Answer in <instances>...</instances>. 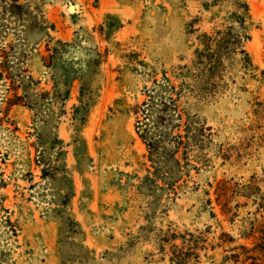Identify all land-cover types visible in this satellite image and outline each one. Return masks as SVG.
Masks as SVG:
<instances>
[{"label":"rangeland","instance_id":"374dc122","mask_svg":"<svg viewBox=\"0 0 264 264\" xmlns=\"http://www.w3.org/2000/svg\"><path fill=\"white\" fill-rule=\"evenodd\" d=\"M57 40L96 61L66 99ZM147 120L190 125L179 168L153 173ZM0 264H264V0H0Z\"/></svg>","mask_w":264,"mask_h":264},{"label":"trees","instance_id":"16d2710c","mask_svg":"<svg viewBox=\"0 0 264 264\" xmlns=\"http://www.w3.org/2000/svg\"><path fill=\"white\" fill-rule=\"evenodd\" d=\"M15 7V6H13ZM16 8V7H15ZM234 14V13H233ZM249 17L248 14V7L245 3L237 6L234 14V18L239 23H244L246 19ZM239 39L240 36H236ZM243 38V37H242ZM247 39L248 37H244ZM235 41V40H234ZM237 44L238 42H234ZM56 45L52 46L50 49L47 47V49L50 51L48 59L46 61V66L50 69L54 70L55 68L59 70L61 73L62 79L60 82L64 85H66V89L63 92L62 97L66 99L69 94V87L71 83L75 79L81 80L83 76L87 73L89 69V63H95L93 59L92 62L90 60H86L83 56L77 57L76 61L73 62V56H74V46L69 42H62L60 40H57ZM230 44H233V42H230ZM82 49V47H79ZM242 55L245 57V62H248V57L246 52L243 49H240L239 51ZM215 52L211 53V47H206L205 52H200V56L198 58L199 63L201 65L202 60L207 59V62L204 65L206 67L207 71H210L217 67L221 62V52L218 51V54ZM164 80L167 82V79L164 77ZM82 81V80H81ZM55 82V81H54ZM56 83V82H55ZM157 84V83H156ZM168 84V83H167ZM170 86V85H169ZM55 87V85H54ZM172 89V87H170ZM162 90V89H160ZM173 90V89H172ZM58 91H55L51 97V100L56 101L57 98L60 96L57 94ZM90 89L89 87H85V84H82L80 86L79 96H78V102L79 106L76 108L77 113L83 114L88 111L89 107V100H90ZM169 101H165V103L162 105L163 107L159 108L160 112H167L168 106H171L172 110L176 112V101L175 99H172V97H167ZM63 99V100H64ZM166 100V99H165ZM144 106L146 104H143ZM145 111V109H143ZM83 115H80L79 117H75L74 119H78L79 121H83ZM148 121V120H147ZM149 122V121H148ZM151 123L153 121L151 120L149 123L143 124L140 127H137V133L139 134L140 138L144 142L147 152H148V159L151 161L152 167H154V174L159 173V169H166L168 166V163L171 161V159L174 160L175 165L178 166V168L181 166L179 160L177 158H174L172 155H176L180 148L187 146V142L189 140H192L193 138L187 134V129L189 128V124H186L185 129V135L184 138H182L181 135L177 134H171L170 132L164 133L159 131L157 135H153L150 133L151 129ZM150 124V125H149ZM191 125L194 124L195 126V136H197L198 141L200 140H207L210 137V133H206L205 130L209 131L208 128L204 127L202 124H195V122L190 123ZM180 124H177L176 126L179 127ZM197 139V138H196ZM186 153L181 157L183 159V164L185 167V171H188V168L191 166L189 163L188 158L185 156ZM43 159V156H41ZM45 164V163H44ZM181 169H179V173H181ZM48 175V171L46 167L41 168V176L46 177ZM172 176V175H171ZM68 232H73V224H69L68 226Z\"/></svg>","mask_w":264,"mask_h":264}]
</instances>
